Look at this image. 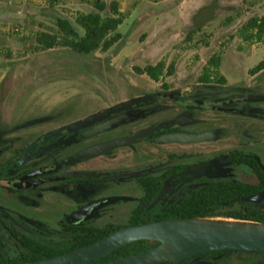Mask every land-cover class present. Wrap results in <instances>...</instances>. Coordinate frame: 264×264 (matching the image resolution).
I'll return each instance as SVG.
<instances>
[{
    "label": "flooded vegetation",
    "instance_id": "af4514ba",
    "mask_svg": "<svg viewBox=\"0 0 264 264\" xmlns=\"http://www.w3.org/2000/svg\"><path fill=\"white\" fill-rule=\"evenodd\" d=\"M154 84H127L128 97L88 113L72 100L0 123V264L52 258L196 209L264 224V83ZM191 135L204 138L177 140ZM180 264H264V252L222 250Z\"/></svg>",
    "mask_w": 264,
    "mask_h": 264
},
{
    "label": "rangeland",
    "instance_id": "374dc122",
    "mask_svg": "<svg viewBox=\"0 0 264 264\" xmlns=\"http://www.w3.org/2000/svg\"><path fill=\"white\" fill-rule=\"evenodd\" d=\"M27 1L34 15L27 10L22 21L11 17L0 23V123L7 128L72 100L85 106V113L99 109L128 97L127 84L155 86L139 70L159 62L165 69L158 84L171 87L200 83L206 68L214 70L208 63L216 57L219 75L229 85L264 83V71L249 74L264 61V38L257 43L240 34L251 18L264 15V0ZM96 1L117 2L124 16L117 30L122 38L109 51L82 62L60 46L43 51L35 43L38 33L57 32V19L72 21L93 11ZM207 13L210 21L204 19ZM4 31L15 45L10 52L2 47Z\"/></svg>",
    "mask_w": 264,
    "mask_h": 264
},
{
    "label": "water",
    "instance_id": "95a60500",
    "mask_svg": "<svg viewBox=\"0 0 264 264\" xmlns=\"http://www.w3.org/2000/svg\"><path fill=\"white\" fill-rule=\"evenodd\" d=\"M101 114L102 112H99L71 127L82 126ZM171 126L166 125L157 130ZM152 132L150 129L143 130L135 138ZM203 138L202 135H191L181 136L177 140L197 142ZM118 144L112 143L108 147L112 148ZM84 155L87 153H82L79 157ZM138 241L158 244L147 251L106 264H180L192 256L215 251L264 252V224L222 218L170 219L124 228L90 246L52 258L21 264H89L122 246Z\"/></svg>",
    "mask_w": 264,
    "mask_h": 264
},
{
    "label": "trees",
    "instance_id": "16d2710c",
    "mask_svg": "<svg viewBox=\"0 0 264 264\" xmlns=\"http://www.w3.org/2000/svg\"><path fill=\"white\" fill-rule=\"evenodd\" d=\"M91 6L93 9L92 12L80 14L72 21L68 19H57V32L55 34L38 33L34 38L35 43L43 51L52 50L54 47L60 46L73 56L79 57L82 62L92 57L98 51L106 53L122 38L117 30L123 23L124 16L118 11L117 2H111L107 6L104 3L96 1ZM106 12L108 13L106 14ZM240 34L242 36L241 38L245 41H256L260 43L264 38V16L251 18L243 27ZM219 63L220 59L218 57L211 59L208 66L213 67L214 70L206 68L199 78V82H211L213 78L217 83H226L224 77L219 75ZM164 69L165 64L159 62L155 66H147L139 70V73L147 76L153 82H158ZM262 70H264V61L258 63L251 69L249 74L254 75ZM171 71L172 67H169L166 74L169 76ZM205 216V213H201L196 209L189 211V213L176 216L175 218H205ZM155 244V242L138 241L119 248L105 255L100 260L115 259L130 253H137L145 249L147 250Z\"/></svg>",
    "mask_w": 264,
    "mask_h": 264
},
{
    "label": "crops",
    "instance_id": "0c3cea01",
    "mask_svg": "<svg viewBox=\"0 0 264 264\" xmlns=\"http://www.w3.org/2000/svg\"><path fill=\"white\" fill-rule=\"evenodd\" d=\"M29 5H30V3L27 0H0V23H2L3 21H7L11 17L19 19L20 21L24 20V17L26 16V11L29 9ZM90 9L92 10V6H90ZM118 11L120 13L122 12V10H119V8H118ZM90 12H92V11H89V13ZM27 13L34 15V13L29 12V10L27 11ZM86 14H88V13H86ZM204 19H205V21H210L212 19V16L207 13V15L205 16ZM1 34L4 36V39H5L4 41H2V47L5 48V50H7L9 52L12 51L14 49L15 45L8 38L7 31H4ZM1 72H2V70H1V65H0V73ZM1 78L2 77H0V80H1Z\"/></svg>",
    "mask_w": 264,
    "mask_h": 264
},
{
    "label": "built area",
    "instance_id": "2783aa9c",
    "mask_svg": "<svg viewBox=\"0 0 264 264\" xmlns=\"http://www.w3.org/2000/svg\"><path fill=\"white\" fill-rule=\"evenodd\" d=\"M16 32H17V30H16Z\"/></svg>",
    "mask_w": 264,
    "mask_h": 264
}]
</instances>
